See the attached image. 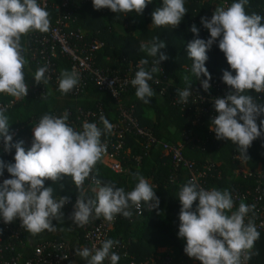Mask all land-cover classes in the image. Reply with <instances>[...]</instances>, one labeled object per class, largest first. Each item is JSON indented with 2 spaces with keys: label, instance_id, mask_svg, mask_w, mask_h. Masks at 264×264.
I'll return each mask as SVG.
<instances>
[{
  "label": "trees",
  "instance_id": "obj_1",
  "mask_svg": "<svg viewBox=\"0 0 264 264\" xmlns=\"http://www.w3.org/2000/svg\"><path fill=\"white\" fill-rule=\"evenodd\" d=\"M18 2L19 5L11 4L1 11L2 20H12L6 47L9 51L19 50L20 55L12 60L0 59V139H7L12 148L11 153L0 148V175L25 170L34 158L46 155L47 161L38 162L36 170L30 172V176L36 174L39 189L54 198H79L97 217L114 214L116 221L109 237L126 243L128 258L122 261H144L156 255L159 248L170 247L177 261L190 264L189 261L199 259L211 264L215 261L212 248L200 239V234L209 232L207 199L199 195L186 201L185 191L195 189L191 173L183 165L176 167L171 157L164 155L162 145L183 143L185 159L193 163L196 171L204 173L200 181L204 188L214 191L226 220H235L244 208L242 204L232 207L234 192H254L259 186L264 192V178L258 177V172L264 169V121L248 113V110L261 113L264 106V95L259 89L264 80V57L248 60L252 49L259 52L264 49V0L75 3L69 9L72 19L68 30L84 31L85 43L94 40L103 43L96 53L97 67L109 75L122 76L131 65L141 64L150 75L142 88L131 85L119 98L101 90L93 80L88 81L79 95H72L67 79L55 87L40 76V66L30 59L28 43L31 32L28 15L33 10V0ZM46 14L53 23L58 10L49 8ZM166 15H172L173 25L162 21ZM31 28L43 30L45 25ZM56 62L68 77L70 61L60 55ZM162 73L170 79L167 84L156 82ZM228 79L238 93L234 113L224 128L215 123L212 130L210 126L214 123L206 115L194 123L197 111H184L175 103L182 89L195 90L200 81L214 84ZM42 84H48L43 95L39 91ZM16 96L22 98L17 100ZM66 109L73 117L78 109H102L109 123L100 115L95 121L102 138L110 139L113 138L110 123L117 121L120 110H134L140 124L151 129L156 139L145 148L142 139L127 135L125 148L129 152L121 160L128 171L118 173L99 156L97 133L87 137L93 142L91 146L74 126L49 129L46 139L32 134L42 119ZM248 125L259 129L263 136L254 138L247 148L243 132ZM85 128L89 133V127ZM21 148L28 152V157L18 154ZM241 158L249 165L247 173L238 172ZM148 179L157 184L155 199L145 191ZM27 182L28 179L19 187L0 186V213H7L25 227L24 244L13 240L12 251H7L5 258L21 253L25 260L44 239L67 241L75 253L83 242L78 214L56 202L48 205L53 212L51 218L23 212L26 196L23 187ZM25 217L40 220L47 237L30 243ZM250 230V226H241L232 246H242ZM250 263L264 264V233L258 236Z\"/></svg>",
  "mask_w": 264,
  "mask_h": 264
},
{
  "label": "built area",
  "instance_id": "obj_2",
  "mask_svg": "<svg viewBox=\"0 0 264 264\" xmlns=\"http://www.w3.org/2000/svg\"><path fill=\"white\" fill-rule=\"evenodd\" d=\"M97 0H60L54 3L52 0H33V10L29 13L31 27L36 25H45V29L34 31L31 27L28 31L29 52L31 61L40 66V76L46 77L51 85L61 86L64 80V71L57 64L56 59L64 56L70 61L69 80L71 87L69 93L79 95L84 91L89 80H93L101 90L108 91L113 97L119 98L122 92L126 91L131 85L142 88L150 75L142 68L141 64L131 65L130 69L124 75H109L104 70L96 66V53L103 43L94 40L85 43V33L82 30L69 31L68 27L72 19V7L75 3H87ZM14 4L19 5L18 0H0V59L12 60L20 55L19 50L9 51L6 47L7 36L11 33L12 20H2L1 12L7 6ZM57 9L58 14L53 23H50L46 14L47 9ZM156 23V22H155ZM239 44L247 49L249 46L241 41ZM264 57V49L259 52L252 49L249 53V59ZM138 68V70H135ZM240 79V78H239ZM219 81L214 84L200 81L195 90L182 89L175 97V103L184 111L196 110L194 123H198L207 116L214 123L210 128L215 129V123L221 127L229 122L230 116L234 113V105L237 102V89L231 87L234 83ZM169 77L162 73L161 78H156V82L167 84ZM48 84H42L40 94L43 95ZM260 94L264 95V80L260 83ZM17 100L21 96H16ZM1 107V104H0ZM249 115L257 116L264 121V106L261 113L248 110ZM109 123V120L102 115V109L83 110L78 109L76 117H73L71 111L66 109L62 112H54L50 117L41 120V125L45 128L65 130L67 127L74 126V130L84 138L91 133L100 135L99 156L102 161L112 170L123 173L128 171L122 164L123 155L128 153L126 150V136L135 135L142 139L145 148H149L155 141V135L151 129L140 124L134 110L121 109L117 121L110 123V138H102L99 126L95 121L98 116ZM77 122L81 123L78 124ZM85 127H89L88 130ZM223 131V130H222ZM262 132L254 126L248 125L243 132V140L248 148L256 137H262ZM88 143L91 146L93 142L90 138ZM190 141L189 138H186ZM183 143L168 144L163 143L162 150L164 155L171 157L172 163L179 167L185 166L191 173V181L194 190L185 191L188 195L186 201L194 199L199 195L206 197L210 211L209 232L200 234L203 242H208L212 248L215 261L211 264H251L250 256L255 246L258 236L264 233V192L262 188L256 187V190H246L245 192H234L232 207L238 204L244 205L240 215L235 220H226L225 211L216 202V195L213 190L204 188L200 179L205 177L204 173L196 171L193 163L185 159L183 155ZM0 148L11 153L12 148L7 139H0ZM18 154L28 157L23 149L18 150ZM239 159L240 157L237 156ZM139 159V158H138ZM247 162L245 159L240 160L238 172H245L244 166ZM25 170L14 174L10 171L7 174L0 175V186L15 187L27 184L23 187L25 191V200L22 204L23 212L31 215H39L51 218L53 212L49 209L51 202H56L65 209H71L78 214L81 220L83 230V242L79 244V250H89L98 258L103 259L105 264H178L176 255L171 251H163L160 254L153 255L144 261H122L128 258V248L126 243L118 240H111L110 231L114 227L116 216L114 214H102L97 217L95 213H90L88 209L80 202L79 198L75 200L65 197L54 198L51 195L42 192L39 189L38 180L35 175L24 173ZM259 178H264V169L258 172ZM31 178V179H30ZM157 184L151 179L147 180L146 193L151 199L156 198ZM151 207V206H150ZM138 209L142 205H137ZM47 209V210H45ZM45 210V211H44ZM122 210H119L121 212ZM123 212H126L124 210ZM241 226H250V232L242 240V246H232L233 239ZM25 227L20 222L13 221L7 213H0V264H70L74 253L69 249V243L63 240L45 239L37 243L34 247L31 257L22 260V254L5 258L7 251H12V241L18 240L24 244L23 237ZM7 241V243H5ZM192 264H207L206 261L194 259Z\"/></svg>",
  "mask_w": 264,
  "mask_h": 264
},
{
  "label": "crops",
  "instance_id": "obj_3",
  "mask_svg": "<svg viewBox=\"0 0 264 264\" xmlns=\"http://www.w3.org/2000/svg\"><path fill=\"white\" fill-rule=\"evenodd\" d=\"M166 16H170L171 20L168 21V23H170V25H173L175 23V21H174V18L172 17V15H166ZM166 16H164L162 18L163 22L167 18ZM156 23H154V25ZM48 133H49V130L47 128H45L44 126H36L32 129L33 135H35L37 137H41L43 139L47 138ZM21 149H23V148H21ZM23 150L28 155V152L25 149H23ZM42 161L43 162L47 161L46 155H43V156L39 155L38 157L34 158L33 163L28 165L25 168L24 173H30L31 171L36 170L38 162H42ZM24 220H25L26 226L28 227V237H29V241H31L30 243H34L35 241L41 239L42 237H47L48 233L46 231V228L44 227V225L42 224V222L40 220L34 219V218H26V217L24 218ZM166 250L175 253L174 249H172L170 247H166V248L164 247V248H159L157 251V254H160ZM175 255H176V253H175ZM71 260H73V261H70V264H103V262L100 261L97 257H92L91 253H89V250H84L81 252L79 250V245L77 246V251L74 253ZM176 262L180 263V264H187L186 261H177V257H176ZM189 262H190V264H192V261H189Z\"/></svg>",
  "mask_w": 264,
  "mask_h": 264
},
{
  "label": "rangeland",
  "instance_id": "obj_4",
  "mask_svg": "<svg viewBox=\"0 0 264 264\" xmlns=\"http://www.w3.org/2000/svg\"><path fill=\"white\" fill-rule=\"evenodd\" d=\"M166 17H167V18L165 19L164 22H165L166 24H170V23H168V21L171 20V19H170V16H166ZM154 23H155V22H154ZM151 26H153V24H151ZM66 76H67V75L64 74V78L67 79V80H69V79H70L69 76H68V77H66ZM198 83H199V82H198ZM206 83H207V82L204 81L203 84H206ZM199 84H200V83H199ZM147 114H148L149 116H153V114H152L151 112H148ZM248 166H249V165H247V164H246V166H244V168H245L246 171H248Z\"/></svg>",
  "mask_w": 264,
  "mask_h": 264
}]
</instances>
